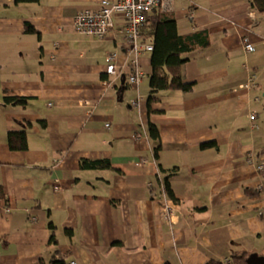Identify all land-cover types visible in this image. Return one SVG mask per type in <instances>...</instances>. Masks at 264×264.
I'll use <instances>...</instances> for the list:
<instances>
[{"label":"crops","instance_id":"0c3cea01","mask_svg":"<svg viewBox=\"0 0 264 264\" xmlns=\"http://www.w3.org/2000/svg\"><path fill=\"white\" fill-rule=\"evenodd\" d=\"M102 1L0 0V264H53L58 251L78 264L264 257V13L250 0H173L179 31L207 27L212 43L188 54L194 89L161 90L150 110L152 53L139 57L143 80H131L125 15L103 37L75 27ZM245 37L256 44L249 54ZM250 68L259 80L240 87ZM6 90L28 102L6 103ZM23 129L28 147L13 149L9 132ZM83 157L112 165L83 167Z\"/></svg>","mask_w":264,"mask_h":264},{"label":"trees","instance_id":"16d2710c","mask_svg":"<svg viewBox=\"0 0 264 264\" xmlns=\"http://www.w3.org/2000/svg\"><path fill=\"white\" fill-rule=\"evenodd\" d=\"M17 1H35V0H17ZM253 6L264 13V0H250ZM26 30L35 32L38 29L27 21ZM142 41H150L153 43V49L149 50L152 53V72L150 75L151 93L148 98V105L150 110L153 108V103L159 100L158 93L164 89L178 88L185 91H191L195 87V80H188L185 76V65L189 60L188 54L193 51L207 48L212 43V33L207 27L197 28L195 30L181 33L178 28V18L174 10H164L160 7H154L147 15L142 27ZM256 45V44H255ZM131 65V64H130ZM247 65L246 67H248ZM257 72L258 77L253 85L257 83L260 78V71L250 68L248 75L251 72ZM127 84V80L124 86ZM241 85V84H240ZM252 86V85H251ZM8 91V90H6ZM9 92V91H8ZM6 103H14L26 105L30 96L6 93ZM45 123V121H43ZM150 131L152 136L156 139L155 150L156 154L162 148L160 139V130L158 126L151 122ZM9 142L13 149H25L28 147V133L27 130H10ZM215 141H207L203 143L204 146H212ZM83 167L106 168L112 165L110 158L92 159L83 157L81 160ZM168 189L171 192L169 183ZM249 190V189H248ZM253 190V189H252ZM255 190H253L254 192ZM257 192V191H255ZM36 216V215H32ZM50 228L52 230L51 238L54 242L58 241L56 224L53 220L50 221ZM72 233L71 230H68ZM69 251H58L52 258L53 264H69ZM240 264H247L246 255L234 256V260ZM210 264H227L220 259H212Z\"/></svg>","mask_w":264,"mask_h":264},{"label":"built area","instance_id":"2783aa9c","mask_svg":"<svg viewBox=\"0 0 264 264\" xmlns=\"http://www.w3.org/2000/svg\"><path fill=\"white\" fill-rule=\"evenodd\" d=\"M154 7H160L164 10H173V0H103L100 8H84L81 9L75 16V27L82 33L94 35L97 37L105 36L114 24V14L121 12L128 19V24L124 32V41L129 44V53L132 56L131 62V74L130 79L134 82L140 83L144 76L145 71L140 67L139 54L146 50L153 49V43L144 42L141 40L142 27L146 19L147 13ZM243 50L245 54H249L256 50V45L250 40L249 37H245L243 44ZM118 53L109 52L108 58L110 63L107 67V72L118 78L120 75V64L117 62ZM258 73L253 71L249 74V80L247 83H243L240 87H250L253 82L257 80ZM256 99L260 100L261 97L257 96ZM83 104L93 107L96 104L94 100H83ZM139 99L134 100L133 104L137 105ZM250 117L253 123L256 125L257 112L252 111ZM109 125V123H107ZM142 136L137 134V137ZM252 158L253 156L250 155ZM145 159V158H144ZM146 160V159H145ZM258 170H264V160L257 163ZM54 187L56 189H62L60 180L55 181ZM163 193L166 195L165 187H163ZM264 213V210H263ZM33 219L36 216H32ZM69 264H78L77 259H72Z\"/></svg>","mask_w":264,"mask_h":264},{"label":"water","instance_id":"95a60500","mask_svg":"<svg viewBox=\"0 0 264 264\" xmlns=\"http://www.w3.org/2000/svg\"><path fill=\"white\" fill-rule=\"evenodd\" d=\"M123 83L126 82V76H124ZM248 264H264V257L258 256L257 254H252L250 257L247 258Z\"/></svg>","mask_w":264,"mask_h":264},{"label":"rangeland","instance_id":"374dc122","mask_svg":"<svg viewBox=\"0 0 264 264\" xmlns=\"http://www.w3.org/2000/svg\"><path fill=\"white\" fill-rule=\"evenodd\" d=\"M141 54H142V53L139 54V57H140ZM139 57H138V58H139Z\"/></svg>","mask_w":264,"mask_h":264}]
</instances>
